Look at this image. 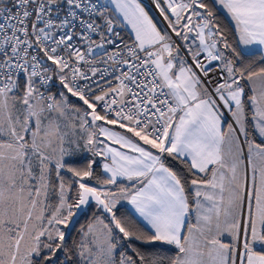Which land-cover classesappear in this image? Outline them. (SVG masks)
<instances>
[{"label": "snow or ice", "instance_id": "obj_1", "mask_svg": "<svg viewBox=\"0 0 264 264\" xmlns=\"http://www.w3.org/2000/svg\"><path fill=\"white\" fill-rule=\"evenodd\" d=\"M0 264H264V0H0Z\"/></svg>", "mask_w": 264, "mask_h": 264}, {"label": "crops", "instance_id": "obj_2", "mask_svg": "<svg viewBox=\"0 0 264 264\" xmlns=\"http://www.w3.org/2000/svg\"><path fill=\"white\" fill-rule=\"evenodd\" d=\"M126 208H130V206H128L127 204H126V202H125V205H124Z\"/></svg>", "mask_w": 264, "mask_h": 264}, {"label": "trees", "instance_id": "obj_3", "mask_svg": "<svg viewBox=\"0 0 264 264\" xmlns=\"http://www.w3.org/2000/svg\"><path fill=\"white\" fill-rule=\"evenodd\" d=\"M226 23H227V21H225ZM125 207V206H124ZM126 208V207H125ZM124 209H122V211H123Z\"/></svg>", "mask_w": 264, "mask_h": 264}, {"label": "built area", "instance_id": "obj_4", "mask_svg": "<svg viewBox=\"0 0 264 264\" xmlns=\"http://www.w3.org/2000/svg\"><path fill=\"white\" fill-rule=\"evenodd\" d=\"M145 2L147 3V2H148V0H145Z\"/></svg>", "mask_w": 264, "mask_h": 264}]
</instances>
